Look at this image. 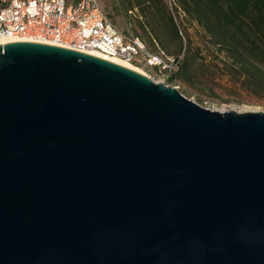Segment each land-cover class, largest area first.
I'll return each mask as SVG.
<instances>
[{"label":"water","instance_id":"1","mask_svg":"<svg viewBox=\"0 0 264 264\" xmlns=\"http://www.w3.org/2000/svg\"><path fill=\"white\" fill-rule=\"evenodd\" d=\"M0 264H264V111L0 42Z\"/></svg>","mask_w":264,"mask_h":264},{"label":"rangeland","instance_id":"2","mask_svg":"<svg viewBox=\"0 0 264 264\" xmlns=\"http://www.w3.org/2000/svg\"><path fill=\"white\" fill-rule=\"evenodd\" d=\"M100 1L121 30L141 35L149 43L156 39L160 46L177 54V39L168 20V13L173 15L184 42L181 53L187 55L189 64L185 73L169 83L183 94L212 109L264 111V97L242 83L243 76L229 53L177 0Z\"/></svg>","mask_w":264,"mask_h":264},{"label":"built area","instance_id":"3","mask_svg":"<svg viewBox=\"0 0 264 264\" xmlns=\"http://www.w3.org/2000/svg\"><path fill=\"white\" fill-rule=\"evenodd\" d=\"M16 38L95 49L140 66L166 85L183 60V53L121 30L100 0H0V39Z\"/></svg>","mask_w":264,"mask_h":264},{"label":"trees","instance_id":"4","mask_svg":"<svg viewBox=\"0 0 264 264\" xmlns=\"http://www.w3.org/2000/svg\"><path fill=\"white\" fill-rule=\"evenodd\" d=\"M177 2L191 18L206 29L222 49L229 53L243 76L242 83L253 93L264 97V0H177ZM168 20L169 28L177 39L176 51L179 54L184 48L183 38L170 12ZM156 42L154 39L152 43H148L155 47ZM186 56L183 54L181 68L179 67L180 69L170 79L185 73L189 64Z\"/></svg>","mask_w":264,"mask_h":264},{"label":"bare ground","instance_id":"5","mask_svg":"<svg viewBox=\"0 0 264 264\" xmlns=\"http://www.w3.org/2000/svg\"><path fill=\"white\" fill-rule=\"evenodd\" d=\"M4 40H5V39H0L1 44H3V41H4ZM46 42H48V43H53V42H50V41H46ZM53 44H55V43H53ZM85 51H86V52L93 53V54H96V55H99V56H103V57H106V58H109V59H112V60H115V61H118V62L123 63V64H126V65H128V66H132V67L138 68V69L144 71L145 73H147V72H146L144 69H142L140 66H138V65H136V64H134V63L128 62V61H126V60H124V59H121V58H119V57H117V56L107 55V54L101 53L100 51L95 50V49H90V50H85Z\"/></svg>","mask_w":264,"mask_h":264}]
</instances>
